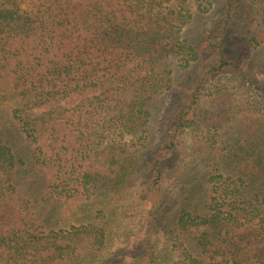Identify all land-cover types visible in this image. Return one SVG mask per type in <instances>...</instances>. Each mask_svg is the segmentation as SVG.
<instances>
[{
	"label": "trees",
	"instance_id": "1",
	"mask_svg": "<svg viewBox=\"0 0 264 264\" xmlns=\"http://www.w3.org/2000/svg\"><path fill=\"white\" fill-rule=\"evenodd\" d=\"M221 6L205 39L214 61L177 92L179 54L202 68L180 41L193 17L186 0H0V102L13 103L29 149L17 158L0 147V158L30 173L45 167L49 205L59 204L43 221L29 197L37 184L23 193L0 175V264H108L114 230L125 239L135 221L126 217L132 205L144 208L136 264H157L158 239L181 264H264V109L251 131L246 116L209 110L202 97L226 71L254 86L241 62L264 69V0ZM225 88L214 95L230 101ZM172 94L181 104H167L156 143L151 105ZM32 111L42 112L23 117ZM182 134L193 136L192 159L171 168ZM169 169L173 204L163 189Z\"/></svg>",
	"mask_w": 264,
	"mask_h": 264
},
{
	"label": "rangeland",
	"instance_id": "2",
	"mask_svg": "<svg viewBox=\"0 0 264 264\" xmlns=\"http://www.w3.org/2000/svg\"><path fill=\"white\" fill-rule=\"evenodd\" d=\"M222 0H186L187 10L191 17L188 22L182 27L181 33V43L184 38L188 40L189 44L196 48L197 56H199L200 62L202 64V68H196L194 61H192L193 55L185 53L184 55H178V57L173 62L174 69V81L173 84L178 87L177 92H181L182 87H187L191 84L198 75L201 76V73L205 71V68L214 61V58L211 57V52L209 47L207 48L205 39L209 38V34L213 30V28L221 21L222 19ZM210 5V6H209ZM37 22L33 19V23L31 26H37ZM233 25V24H232ZM105 33L107 31L105 30ZM109 35V34H106ZM110 36V35H109ZM112 37V36H110ZM188 44V45H189ZM247 53L252 52L250 48H247ZM189 63V65H187ZM190 66V67H189ZM241 66L243 69L247 68V70H251L250 75L253 76L254 86L249 88L241 87L237 80L233 77V75L226 71L224 73L213 74L209 81L205 84L206 91L204 92L203 102L204 106L208 107L209 110H215L217 107L221 106L225 112H229L232 115V112H235L234 119L240 118L242 116H246L248 119L247 126L252 131L257 127V124L260 122L259 113L264 109V102H260V98L257 97L256 91L254 88L260 89L264 91V69L255 68L252 61H247L246 63L241 62ZM200 73V74H199ZM182 85V86H180ZM224 87L228 89V92L231 94L230 101H224L221 96H215V90H222ZM263 89V90H262ZM174 95V94H172ZM168 96L165 100L162 101H154L151 105V111L153 112V121L152 126L155 128L154 133V142H158L159 137L162 135V131H160V119L162 112L166 109V106L169 102L173 101L177 104H181V98L177 96ZM210 96V97H209ZM216 97H219L218 101L211 103ZM223 102V103H222ZM222 104V105H221ZM14 105L11 101L0 102V147L12 149L14 152V156L18 158L17 149L19 150L20 156L27 157V152L29 153L28 144L24 140V135L22 130L19 127V123L13 117ZM42 111H32L26 114H23V117L28 119L35 118L41 114ZM221 120V119H220ZM223 121V120H222ZM229 121L228 123H230ZM210 124V123H209ZM234 124V122H231ZM264 124V123H263ZM229 128L227 123L223 122L221 127L223 130ZM193 136L191 134H182L177 141H179V149L178 152L173 158L170 160L172 162L171 168H178L181 161L184 160V155L186 154V162L192 159V156L188 157L189 148L192 143ZM154 156V153L152 157ZM12 161L10 158H0V175L10 174L12 176V181L15 182V186H17L23 193L28 192L30 185L36 183L37 190L34 192H29V197L33 199V201H38L35 205L36 213L39 219L46 221L53 212V208H57L54 205L52 207L50 204V197L47 195V190L42 183V181L48 180V173L51 176V172L48 171L45 167H40V169H33L30 173L29 171H24L22 166L16 165V167L9 165ZM14 163V162H13ZM196 162L194 164H198ZM198 168L200 166L198 165ZM175 175L171 173V169L168 170L167 177L163 183V189L165 191L166 197L169 199V203L175 202V194H176V184H175ZM51 180L52 177H51ZM41 186V190L40 187ZM133 200V198H130ZM13 203V202H12ZM172 208L168 207L167 210L170 213ZM144 211L143 207L133 206L129 208V211L126 213V217L130 220H135L134 223L130 224L127 229V235L125 239L121 238V231L114 230L112 243L110 246L112 254L109 255L108 264H136L135 262L140 257L142 250H140V246L136 245L139 240V226L138 220L140 218V214ZM159 243V252H158V260L157 264H181L183 261L182 258L184 256H180L179 254L170 251L169 249H164L163 240L158 239ZM215 260L209 261L207 259H203L199 264H213Z\"/></svg>",
	"mask_w": 264,
	"mask_h": 264
}]
</instances>
